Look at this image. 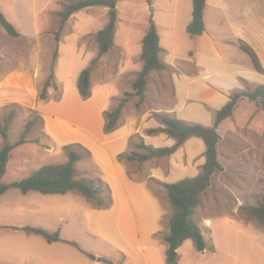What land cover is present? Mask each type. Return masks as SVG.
I'll return each mask as SVG.
<instances>
[{
  "label": "rangeland",
  "instance_id": "1",
  "mask_svg": "<svg viewBox=\"0 0 264 264\" xmlns=\"http://www.w3.org/2000/svg\"><path fill=\"white\" fill-rule=\"evenodd\" d=\"M45 1L0 0L1 12L21 34L20 37L13 38L0 26V124L3 125L9 116H13L9 127V137L7 140L1 137L0 147H3L7 142L14 144L19 140L26 124L34 118V112L43 119V122L39 120L33 129L27 133L26 142L15 147L11 152L7 172L2 180L5 185H11L26 179L45 165L61 164L68 161V154L63 149L64 145L57 143L55 138L47 131L46 117L50 115L49 111L60 114L74 123H83V125L92 128L94 132L100 128L103 120L102 116L98 115L96 109L92 106V102L88 103L80 96V99L75 98L72 90H77L76 81L79 72L90 66L92 54L95 58L98 56V46L94 34L79 37L78 40H76V37L86 28L99 30L101 23H107L108 13L104 11L103 7H92L88 12L80 11L74 16H98V18L103 19L97 21L92 19V23L87 25L80 21L76 26V19H70V17L62 26L59 13L69 3L79 0H53L34 16L33 8L36 7L40 10ZM223 4L225 6H218L217 9L209 7L210 14H207V16H260V37L256 47L259 49L264 61V0H224ZM144 6L145 0L121 1L117 9L119 17L123 19V25L132 27V29L133 27L141 28L143 20L147 16L149 18L156 15L173 16L174 13L175 16H192L193 0H179L176 5H166L163 11L158 10L156 14L153 6H151L153 11L150 9L145 10ZM178 24L175 49L177 53H186L189 47L193 46V40L183 29L185 22L181 17H179ZM58 32H60L59 41L56 39ZM134 39V37H129L126 40L131 43L128 46L130 49L137 48ZM118 44L121 45L120 42ZM77 47L85 54L88 53L85 56L89 57V60L86 58L80 61L77 58L79 55ZM233 49L237 53L246 56L247 60H250L248 55L238 49V46L235 45ZM121 50L112 51L109 64H105V61L99 63L98 60L93 69L94 72L92 71L91 82L94 84L95 89H97L95 85L105 83L102 89L114 95L111 99L112 108L117 107L118 101L125 94H131L122 111L120 124H127L133 118L137 119V126L134 128L132 139L130 138L127 152L144 153L145 150L137 145L140 143V135H148V130H145V117L147 114H152L151 118L159 121L156 117L157 114L152 111L169 106L173 96V88L165 77L159 78L155 74L149 79L144 101L139 102V97L133 94V76H127L121 82H117V85H114V79H116L114 73L118 61L124 55ZM134 66L136 70L140 69L141 61L135 62ZM17 69H26L32 73L33 78L29 80L28 84L34 88L35 93H29L26 89L11 87L10 84L17 85L11 83L13 81L11 78L4 80L8 72ZM47 81L50 86L47 89L46 96L43 97L41 93ZM18 86L24 87L23 84ZM15 90L29 94V97L24 99L14 98L9 91ZM65 94L66 103L58 107ZM251 104H253L251 108L245 105L238 107L236 117L228 121L233 122L232 125L227 126V122L220 129V132L217 131L222 137L219 141V158L222 159L226 175L224 174V177L217 176L212 191L208 193L209 195L205 199L208 204L211 199L213 204H219L218 208L221 210L222 215L226 218H233V223L232 225L226 223L225 227L221 226L223 222L220 221L219 224L216 221V217H219L220 213H216L213 209H206L209 219L215 221L213 227L215 233L211 234L209 229H202L204 235L207 238L209 237V241L213 242L214 245L218 244L220 252L244 256L264 253V226L257 219L247 214V208L258 206L264 194V126L261 123L253 122L254 124H250L248 122L246 124L244 122L246 119L244 118V112L250 115L252 110L256 108L254 106L259 107L254 102ZM262 116L264 115H257L253 119L262 118L264 120ZM235 124L239 126L237 129L233 126ZM135 131L138 133H135ZM156 161H122V163L124 162L128 175L133 180L145 183L163 202L166 211L163 218L165 219L164 226L167 227V217L172 216L174 210L168 198L163 195L165 194L163 183L150 177L152 170L157 166ZM76 168L78 171L77 179H91L99 185L104 183L101 184V187L103 195H107L105 184L110 189L111 187L93 155L89 157L84 154L83 160L76 164ZM237 198L245 199V204L239 207L236 213H232L231 209L237 204ZM90 208L99 210L91 200L77 191L63 196L44 195L37 191L23 194L19 189L9 188L0 197L1 263H28V255L30 256L31 252L29 242H32L31 239L35 236L24 230V227H39L44 230L55 228L56 231L59 228L67 229L64 217H70L76 211L81 217L79 219L82 224L84 243L85 237L90 239L88 234V230L91 231L92 211H90ZM211 236L212 239H210ZM46 242L44 241L43 244H47ZM62 243L61 241L57 242L52 251L54 252L52 257L58 256L59 261L62 260V254L69 255V253L77 252ZM85 245L90 247L87 241ZM84 252L86 253V251ZM121 260L122 256H118V261ZM244 260L243 264L252 263L247 262L245 257ZM104 261L107 262L105 259Z\"/></svg>",
  "mask_w": 264,
  "mask_h": 264
},
{
  "label": "crops",
  "instance_id": "2",
  "mask_svg": "<svg viewBox=\"0 0 264 264\" xmlns=\"http://www.w3.org/2000/svg\"><path fill=\"white\" fill-rule=\"evenodd\" d=\"M51 1L53 0H46L40 10L34 7V16L49 5ZM178 2L179 0H152L150 4L145 1L144 8L147 10L153 6L156 14L158 10L163 11L166 5L172 6ZM223 2L224 0H207L204 10L205 32L201 36L194 38L188 34L193 40V46L189 47L186 53H177L175 49L177 30L179 28L178 20L179 17L183 19L185 22L183 29L187 32V27L190 21H192L193 16H175V13L172 14L173 16L156 15L150 18L147 16L143 20L141 28L133 27L132 29V27H125V24L123 25V19L119 17L118 13L115 45L111 51L100 57L99 63L105 61V64H109L112 51L122 49L121 51H123L124 55L118 61L117 69L114 73L116 75H114L116 78L114 79V85H117V82H121L123 78L130 75L133 76V83L143 66L141 61L142 41L147 33L150 21L153 20L160 36L161 57L168 65V69L163 72H153L150 77L152 78L155 74L159 78L165 77L173 88V96L168 107L158 108L152 112L155 114L166 113L177 119L212 127L216 113L230 100L233 92L242 91L257 85H264V73H260L255 69L250 57V60H247L246 56L237 53L233 49L236 45L241 50L239 46L240 41H245L249 45H252L258 53L264 68L262 55L256 47L260 37V16H207V14H210L209 7L217 9L218 6L224 5ZM91 8H85L80 11H85L86 13ZM103 8L108 13V8ZM77 13L73 14L70 18L76 19V26L80 21L84 25H87L92 23V19L95 21L103 19L101 17L98 18V16H74ZM107 23H101L102 25L99 30H89L86 28L85 31L77 35L76 40L79 37L90 34L96 36ZM129 37L135 38L136 49L128 47L131 45L129 41H126ZM119 42L121 45L118 44ZM77 48L79 54L77 58L80 61L85 60L87 58L85 55L88 53L85 54L79 47ZM87 59L89 60V57ZM94 59L95 56L92 54L91 62ZM138 61H141V68L136 70L134 63ZM10 78L13 80L11 82L24 85L28 84L33 75L29 70L17 69L8 72L4 80ZM104 84L95 85L97 88L95 89L92 83V96L86 100L88 103L92 102V106L96 109L97 114L102 116L103 119L100 128L96 132L92 128L83 125V123H74L60 114L53 113V111H49L50 115L46 117V127L50 135L61 145L65 146L73 142H79L89 147L88 149L92 152L95 161L111 187L113 204L106 210L90 208V211H92L90 221L91 231L88 230L90 239L85 237L84 243L82 224L78 211L74 212L70 217H64L67 229L59 228L58 230L60 231L61 242L78 253L62 254V256L60 255L62 257L61 261L58 260V256L52 257L54 254L52 252L53 246L57 242H46L47 244H43L44 241H47L43 236L29 232L35 237L32 236V242H29L31 252L30 256L28 255L27 264H109L104 259L111 261V264H167L166 252L168 244L164 239L156 238L155 234L158 232H162L165 235L169 234V219L171 216L167 217V227L164 226L165 219L163 218L166 215V211L163 202L145 183L133 180L128 175L124 162L119 161L118 156L121 153L127 152L129 148L130 138L132 137L134 128L137 126V119L133 118L127 124H121L111 133L105 132L104 115L106 111L114 109L111 107V99L114 95L102 89ZM109 84L111 83L109 82ZM72 91L75 98L80 99L81 96L78 89ZM9 92H11V96L17 99L29 97V94L22 93L19 90ZM65 103L66 94L63 97V101L58 104V107ZM251 103L252 101L241 99L232 117L223 121L217 131L220 132L225 123L236 117L238 107L245 105L251 108L253 106ZM254 107L256 108L252 110L250 115L244 112V118H246L244 122L246 124L248 122L250 124L261 123L264 126L262 118L253 119L257 115H264V109L257 106ZM82 116L84 117V115ZM151 117L152 114H147L145 117V130L162 127L159 121ZM231 123L233 122H228L227 126L232 125ZM233 126L236 129L239 127L236 124ZM135 133L138 132L135 131ZM140 136L144 139L145 144L156 148L171 147L175 144V140L165 133L142 134ZM0 139H2L1 136ZM205 150L206 146L203 140L190 138L170 157L147 160L148 162L157 160V166L152 170L150 177L163 184L176 183L186 178L196 177L201 173L202 167L205 164ZM218 151L220 156L219 144ZM220 162L224 170L214 175L211 186L201 197V204L197 208L195 216V220L201 229H209L211 234L215 233L213 230L215 221H212L211 226L205 224L206 220L209 219L206 209H213L216 213H220V216L216 217V221L219 224L223 222L221 226L225 227L226 223L228 225H232L233 223V218H226L222 215L221 210L218 208L219 204H213L212 199L211 201L209 200V204L205 202L206 197L209 195L208 193L212 191L217 176L221 175V177H224L226 175L222 159ZM69 193L63 196H67ZM163 195L168 198L166 190ZM244 200L237 198V204L232 207L231 212L236 213L239 207L245 204ZM46 231L49 233L57 232L55 228L46 229ZM212 236L210 239L213 238ZM204 237L206 241H209V237L207 238L206 235ZM86 241L90 247L85 245ZM191 241L190 239L186 240L178 248V264H243L242 262L245 261L244 257L247 262H252L250 264H264V253L253 256L223 253L220 252L218 244H215L214 252L208 250L198 251L194 242ZM74 243H77L79 247ZM88 254L94 255L95 258L89 257ZM118 256H122L120 262L118 261ZM0 264L4 263L0 261Z\"/></svg>",
  "mask_w": 264,
  "mask_h": 264
},
{
  "label": "trees",
  "instance_id": "3",
  "mask_svg": "<svg viewBox=\"0 0 264 264\" xmlns=\"http://www.w3.org/2000/svg\"><path fill=\"white\" fill-rule=\"evenodd\" d=\"M121 1L123 0H79L69 3L59 13L63 26L73 14L82 9L94 6L108 8L109 21L106 26L96 34V43L99 49L98 56L91 62L89 67L81 71L77 80V89L83 100H88L92 96V71L98 63L99 58L111 51L115 45L118 22L117 4ZM145 1L150 4L152 2V0ZM206 3L207 0H193V19L187 27L188 34L193 38L201 36L205 32L204 10ZM0 26L13 38L21 36L20 31L5 17L1 10ZM56 39L59 41L60 32H58ZM239 46L241 50L251 58L255 69L260 73H264L262 62L256 50L245 41H240ZM161 53L162 48L160 46L158 29L154 21L151 20L147 33L142 41L141 61L143 66L138 72L136 80L132 83L133 94L139 97V102L145 99L151 73L163 72L168 69V65L162 60ZM49 86L50 83L47 81L41 96H46ZM130 95V93L125 94V96L118 101L116 108L105 112L106 133L113 132L121 125L120 119L122 111ZM241 99L255 102L260 108L264 109V85H257L242 91L233 92L230 96V100L216 113L214 125L212 127L177 119L166 113H158L156 117L160 121L162 127L148 129L147 133L149 135L165 133L175 140V144L171 147L156 148L145 144L144 139L140 136V143L137 146L144 149V153L134 151L130 153L124 152L118 156L121 162H144L152 158L170 157L190 138H199L205 143V164L199 175L193 178L183 179L176 183H166L162 185L167 192L168 199L174 210L169 219V234L165 235L162 232L155 234L156 238H162L168 244L166 252L167 264H178L179 255L177 250L188 239L194 242L198 251H215L213 242L205 240L203 231L196 222L195 216L197 208L201 204V197L211 186L214 175L224 170L219 160L218 144L221 136L217 132V129L223 121L232 117ZM33 116L34 118L26 124L25 130L21 134L19 140L14 144L7 142L0 149V196L5 194L11 187L19 189L23 194H27L30 191H37L44 195H65L71 191H77L91 200L97 209H109L113 204V197L111 189L107 184H105L107 195H103L101 184L104 183L99 185L91 179H77L78 171L76 164L83 160L84 154L89 157L92 155V152L81 143H71L63 147L68 154V161L65 163L45 165L26 179L11 185L3 184L2 180L7 171L11 152L15 147L26 142L27 133L33 129L39 120L43 122V119L36 112L33 113ZM12 120L13 116H9L3 125L0 124V136L4 140H7L9 137V127ZM214 129L216 132L213 131ZM247 214L257 219L264 226V194L258 206H250L247 208ZM23 229L43 236L48 243L62 241L59 231L49 233L44 229L35 227H25ZM74 244L79 247L77 243ZM88 255L91 258H95L92 254ZM107 263L111 264V261H107Z\"/></svg>",
  "mask_w": 264,
  "mask_h": 264
},
{
  "label": "bare ground",
  "instance_id": "4",
  "mask_svg": "<svg viewBox=\"0 0 264 264\" xmlns=\"http://www.w3.org/2000/svg\"><path fill=\"white\" fill-rule=\"evenodd\" d=\"M12 83V82H11ZM14 84H17V83H14ZM18 85H20V84H17L16 86L14 85H11L10 84V86L11 87H14V88H19V89H26L28 92H30V93H35V90H34V88L33 87H31V86H29V84H24V87H20V86H18Z\"/></svg>",
  "mask_w": 264,
  "mask_h": 264
},
{
  "label": "built area",
  "instance_id": "5",
  "mask_svg": "<svg viewBox=\"0 0 264 264\" xmlns=\"http://www.w3.org/2000/svg\"><path fill=\"white\" fill-rule=\"evenodd\" d=\"M207 226H211V224H212V220L211 219H208V220H206V223H205Z\"/></svg>",
  "mask_w": 264,
  "mask_h": 264
},
{
  "label": "water",
  "instance_id": "6",
  "mask_svg": "<svg viewBox=\"0 0 264 264\" xmlns=\"http://www.w3.org/2000/svg\"><path fill=\"white\" fill-rule=\"evenodd\" d=\"M150 10H151V11H153V8H152V7H150ZM213 131H214V132H216V130H215V129H214Z\"/></svg>",
  "mask_w": 264,
  "mask_h": 264
}]
</instances>
